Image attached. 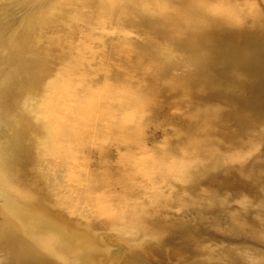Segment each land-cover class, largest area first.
Returning a JSON list of instances; mask_svg holds the SVG:
<instances>
[{"label":"bare ground","instance_id":"bare-ground-1","mask_svg":"<svg viewBox=\"0 0 264 264\" xmlns=\"http://www.w3.org/2000/svg\"><path fill=\"white\" fill-rule=\"evenodd\" d=\"M257 2L0 0V264H150L144 247L164 243L172 234L163 214L175 206L180 212H225L232 206L230 192L241 200L233 205L239 211L233 217L235 228L243 232L249 221L264 226V207H253L247 200L249 192L260 188L249 169L264 165L259 150L264 143V12ZM248 18L255 23L242 28L241 20ZM113 78L121 85L113 86ZM94 81L102 84L95 86ZM164 92L172 95L174 113L180 116L186 102L228 106L253 129L252 147L223 161L191 159L196 144L172 124L148 146L147 124L158 119L157 105ZM19 98L24 110L36 100L45 113H33L34 119L33 108L26 114L21 108L14 114L10 104ZM18 113L22 119L15 118ZM41 118L50 125L39 128ZM99 128L111 138L108 145L115 146L114 155L119 153L115 172L111 168L94 173L99 159L73 154L88 143V135H100ZM26 129L32 144L39 143L37 152L24 144ZM86 135L88 140L83 139ZM63 139L69 143L63 145ZM107 146L99 148L103 152ZM39 151L49 157L44 159L65 161V177L81 193L94 196L87 190L111 175L117 190L110 189V196L100 193L94 200L100 195L116 197L120 189L129 194L143 189L148 194L137 202L148 199L144 205L153 210L140 218L128 214L117 223L124 213L111 212L110 199L104 197L96 204L93 200L97 206L91 208H100V217L112 224L97 217L82 220V209L57 199L56 203V195L27 169L24 154L36 164ZM41 173L37 170L35 175ZM181 189L182 196L177 197ZM198 196L206 203H199ZM128 203L120 205L125 208ZM167 246L182 251L176 264H264L263 250L252 242L238 245L187 233Z\"/></svg>","mask_w":264,"mask_h":264},{"label":"rangeland","instance_id":"rangeland-1","mask_svg":"<svg viewBox=\"0 0 264 264\" xmlns=\"http://www.w3.org/2000/svg\"><path fill=\"white\" fill-rule=\"evenodd\" d=\"M257 3H258V7L264 12V0H258ZM15 69H17V66H15ZM56 69L59 70L62 68L56 66ZM73 69L70 68L69 70L73 71ZM86 70L88 71V69H86ZM86 70L84 69V71H86ZM74 71H75V69H74ZM137 71L140 72V71H142V69L139 68ZM95 79H96L95 81L98 82V78H95ZM113 80L115 82H113ZM16 81L17 80L14 79L13 83H15ZM95 81L93 82V85H95V86L98 84L99 85L102 84V83H95ZM111 83L115 84L113 86L118 87V85L119 86L121 85V80L118 82L117 78H113ZM12 84H10V85H12ZM141 87L142 86H138V90L142 89V90L146 91V94L148 95L147 90H145ZM143 92L141 95H143V94L145 95V92L144 93ZM165 92L162 93V95L160 97L161 104L157 105V111L159 114L158 119H152L147 124L146 130L148 132V140H147L148 146H150L153 141L160 140V138L162 136L160 134H162V131L163 130L168 131L169 130V124H172L174 126H179L183 129V131L186 133V136L184 139L189 138L192 141H194V143L196 144V148H195V151L192 152L191 159L197 158L198 160H201L203 162H207L211 158H216L219 161H223L229 157H232L233 155H235L237 153L246 152L252 147L253 142L251 141V137L254 135L253 129L244 126V124L241 123L232 114V112L230 111L228 106L215 105V104L210 103L209 101L186 102L180 108L181 109V112H180L181 116H180V115H176L174 113V108L176 106H174V103L172 102V100H173L172 95L166 94ZM84 96H86V95L83 94V96H79V97H80V99H82L81 97L84 98ZM18 100L19 101H17V99L13 100V101H11V104H10V107L15 110L14 114L19 112L18 110H20L23 107L22 98H19ZM16 101L18 103H20V104L22 103V104L19 106ZM14 104H16V105H14ZM30 104H32V105L34 104L33 106L31 105V107H30V108H33V110L30 108L28 110L27 109L24 110L25 108H22L24 111H22V109H21L20 113L24 112V114H26L28 111H30L29 113H31V110H32V114L37 112L36 114H38V116H41V114L45 110V109H43L44 107L42 106L39 108L38 101L36 102V100H32L30 102ZM162 104H164V105H162ZM14 106L16 108H14ZM17 107H19V108H17ZM35 108L37 109V111L34 110ZM40 110H43V111H41V113H40L39 112ZM121 111L128 112V111H124V109H121ZM121 111H119L118 114L122 113ZM129 111H131V109H129ZM20 113L15 115L16 119H22V117L18 116ZM34 116L35 115L33 114L32 117L35 119ZM37 122H38L37 125L39 128H44L46 125H50L43 118L39 119ZM99 129H101V128H99ZM101 130L100 131L98 130V132H100V135H99V133L98 134L92 133L93 135H88V137H91L90 140L93 138L91 140V143L89 142L90 140L86 141V142H88L87 144L84 143L83 146L79 147V149H78L79 153L75 151V152H73V154H78L79 156L85 157L86 159H93V158L99 159V162L101 164L100 165L94 164V167H93L94 173L95 172L96 173L101 172L102 170L111 169V168L115 172V167L117 165L116 158H117V155L119 153H117V155H114V153L111 151V149L115 146L108 145L110 143L111 138L108 137L107 135L105 137V135L102 134V133L105 134V130H104V132H103V130L102 131ZM27 131H28V129L25 130L24 135H23L24 140H26V141H24L25 142L24 144L25 145H33L32 147H34L35 152H37L38 149H40L39 143L33 140L34 143L32 144L31 140L28 139L29 136L27 135ZM96 135H98V136H96ZM101 135H102V137H101ZM96 138L101 143L97 142L98 144H96L95 142L98 141ZM105 138H108V141H107L108 143L106 142ZM83 139H87V135ZM103 139L105 140V142L107 144L103 141ZM63 141H62L63 145L66 144V142L69 143V141H66L64 139H63ZM89 143L91 145H89ZM100 144L102 146H100ZM96 146H97V148H96ZM105 146H107V148L105 151L102 152V150H100V148H103ZM73 148H76V147H73ZM98 150H100V151H98ZM126 150H127L126 152H128L130 149H126ZM176 150H177V147L176 148L174 147V151H176ZM259 150L261 152L262 159H264V143L261 144ZM80 152H81V155H80ZM41 154H42V151L41 152L39 151L37 154L38 159L41 160V161L38 160V162L36 163L37 166H36V164L31 162V160L28 158V156L26 154H24L25 159L26 160L28 159L27 169L29 168L28 170L31 173L32 177L37 182L41 183L48 193L50 192V193H53L56 195V198H54L56 203H58V201H60L62 203H67L70 206V208L79 207L80 209H82L81 215L84 216V217H82L83 218L82 220L89 221L90 219H87V218H94L95 219L97 217L96 219H98L99 221L101 218L102 222L112 224L111 222L107 221L103 217H100V214H101V212H99L101 210L100 208L92 209L93 207L97 206V205L95 206L96 202L98 203V201L99 202L102 201L101 198H104V197H106V201H108L109 199L111 200V201L109 200V202H111V204H112L110 206L111 212L114 211L115 214L116 213L118 214V212H119V214L124 213V215H121V216L118 214L120 217H119V220L117 221V223H122L125 220V218H127L126 216L128 214H129L128 217H130V218L131 217L133 218V216L135 218H140L141 216H143L144 214L149 212L148 209H151V211L153 210V208H151L149 206V204L144 205L145 202L144 203L143 202H137L140 200L144 201L146 196H147L146 194H148V193H146L145 190L143 191V189L139 193H138V191H133L132 194L131 193L129 194V192L126 193L122 189H120V193H117L118 196L115 195L116 197H113L114 195H112L111 198H109L108 196L102 197L103 195H107L108 191H110V189L117 190L116 188L114 189L111 185V182L109 179V178H111V175H108L105 177V179H106L105 182H103L101 184L98 183L94 186V188H91V190H87L88 192L96 193L94 196L81 193L80 188L78 187L77 184L73 183L71 180L68 181L66 179V177H65V164H66V162L65 161H64V163L60 160H58V161L56 160V162H54L55 160L50 161L51 159H44L46 156L44 155L42 157ZM40 156H41V158H40ZM46 158H49V157H46ZM53 163H54V165H53ZM41 164H42V166H41ZM44 164H46V165H44ZM50 164H52V165H50ZM46 167H48L47 168L48 171H47ZM251 167L252 168L249 169L248 173H250L252 175L251 179L253 180V183L258 182V184L260 185V188L258 189V191H255L253 193L249 192V193H251V197H250V195H248L249 194L248 193L247 194V200L251 202L253 207H255L256 205H257L256 207H258V206H260V204L264 207V165H259V166L251 165ZM36 168H38V169H36ZM100 169H102V170H100ZM122 169H124V168H122ZM37 170L40 173L41 172L42 173L35 175V172ZM125 170L126 169H124V171ZM238 172L239 171L234 172L235 175L232 176V182L234 184L236 183L235 181L237 180ZM248 173H246V174L248 175ZM215 180L217 181L219 179L216 178ZM215 190H217V189H215ZM261 190H263V192H261ZM178 191H179V189H178ZM123 192L125 194H123ZM142 192H144V194H142ZM147 192H148V190H147ZM182 192H183V190L181 189V192H177L176 196L181 197ZM100 193L103 194V195H100V197H101L100 200H99V197H97L98 199L96 198L97 201L94 200V198L97 195H99ZM217 193H219V194L223 193L224 194V192H220L218 190H217ZM231 193H233V194H231ZM120 194L124 195V196L122 195V197H121L123 199L121 201V203H123V201H125L127 203L129 201H132V202H130V204L128 203L130 206H128V207L125 206V208H124L123 206L120 205L121 204L120 203L121 199L119 196ZM234 194H236V193L230 192L227 194V196L229 195L228 197H230L229 200H231L230 204L232 206H231V208H228L225 212H215V214H214V213L202 211L200 209H195L193 211L191 210V211H187V212L186 211L180 212V210H182V209L177 208V206H175L176 208L173 207V208L169 209V214H167L168 212H166L165 214H163L164 215L163 217H164L165 221H167V223L170 226V229L172 232L171 237H169V239L165 240V242H164L165 244L164 243H158L157 244V243L152 242V243H149V247H144V251L148 254V258H146L147 262L150 264H164L166 262L176 264V262H178L180 260V256L182 254V251L178 250V249H172V248H170V246H167V244L172 243V241L177 239L179 237V235L181 236V235L187 234V233H191V235H197L201 239L217 240L219 242L220 241L221 242L228 241V242H231L232 244L235 243L238 245L249 244L250 242H252L254 247H257V248L263 250V252H264V226L259 227V226L254 225L253 222L249 221V222H246V224L248 223V225L250 224V226L244 225L243 228L240 227L242 230L245 229L243 232L241 230H238L237 228H235V223L233 222V217L236 214H238L239 211L237 209H235L234 208L235 206H233V205H237L239 202H241V200L239 199V196H237V194L236 195H234ZM255 194H256V196H255ZM133 195H134V197H132ZM140 195H144V196H141V198H140ZM194 195L196 196L198 194L195 193ZM194 195H192L193 196L192 198L195 197ZM125 196L127 198L129 196L130 199L124 200L123 197H125ZM176 196H174V198L179 199V198H176ZM112 197H113V200H112ZM117 197H119V199ZM200 197L198 196V199L200 198L201 200L199 199L200 200L199 201L197 199V201H199V203H202V205H203V203L205 204L206 201L202 202V200H204V199L202 196H200ZM256 197H258L259 199ZM107 198H108V200H107ZM255 198H256V200H255ZM116 199L119 201L120 204L118 203V201ZM93 200L95 203L94 205H93ZM253 200H255L254 203L252 202ZM112 201H113V203H112ZM149 201L150 200L147 199L146 203ZM134 203L136 205H133ZM138 204L142 205V207L141 206L139 207ZM118 205H120L121 207ZM134 206H135V208H134ZM116 207H118L119 209ZM121 208H122V210H120ZM126 208H127V210H126ZM143 208L144 209L147 208L146 212ZM87 209H90V212ZM124 210H125V212H124ZM164 211H166V210H164ZM125 213H126V215H125ZM94 215H95V217H94ZM123 216L125 218H123ZM228 216H229L230 220H229ZM230 221L233 223H231ZM246 227H247V229H246ZM257 231L259 232V235H257ZM250 233L252 234V236H250L251 235ZM248 234H250V235H248ZM254 243L257 244V246H255Z\"/></svg>","mask_w":264,"mask_h":264},{"label":"water","instance_id":"water-1","mask_svg":"<svg viewBox=\"0 0 264 264\" xmlns=\"http://www.w3.org/2000/svg\"><path fill=\"white\" fill-rule=\"evenodd\" d=\"M254 8H256V7H254ZM254 23H255V21H253L252 19L248 18V19L241 20L240 24H241L242 28L246 29V28L252 26V24H254ZM162 105H164V104H162Z\"/></svg>","mask_w":264,"mask_h":264}]
</instances>
